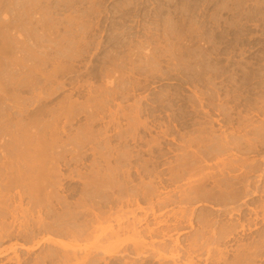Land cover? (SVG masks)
<instances>
[{
    "label": "rangeland",
    "instance_id": "rangeland-1",
    "mask_svg": "<svg viewBox=\"0 0 264 264\" xmlns=\"http://www.w3.org/2000/svg\"><path fill=\"white\" fill-rule=\"evenodd\" d=\"M0 264H264V0H0Z\"/></svg>",
    "mask_w": 264,
    "mask_h": 264
}]
</instances>
